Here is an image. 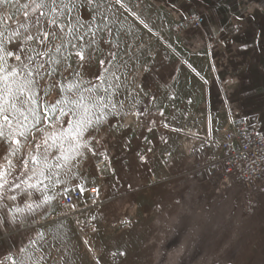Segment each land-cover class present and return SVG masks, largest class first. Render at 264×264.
I'll list each match as a JSON object with an SVG mask.
<instances>
[{
  "label": "rangeland",
  "instance_id": "374dc122",
  "mask_svg": "<svg viewBox=\"0 0 264 264\" xmlns=\"http://www.w3.org/2000/svg\"><path fill=\"white\" fill-rule=\"evenodd\" d=\"M95 2L98 13L79 9L102 28L85 51L91 60L81 75L116 84L115 106L105 110L107 123L99 143L93 141L96 154L87 153L67 177L61 173L60 183L45 180L30 195L9 191L17 196L10 202L47 221L53 234L52 221L64 222L58 264H264V183H226L198 166L202 150L244 113L247 101L235 98L241 85L223 82L215 61L186 58L180 36L187 31L171 33L150 4ZM24 11V0L0 5L9 32L24 21ZM69 63L77 69L75 55ZM49 96L56 99L53 90ZM94 187L100 202L90 206ZM75 189L84 194L77 216L64 213L57 200ZM52 251L49 244V256Z\"/></svg>",
  "mask_w": 264,
  "mask_h": 264
},
{
  "label": "snow or ice",
  "instance_id": "6c2138e0",
  "mask_svg": "<svg viewBox=\"0 0 264 264\" xmlns=\"http://www.w3.org/2000/svg\"><path fill=\"white\" fill-rule=\"evenodd\" d=\"M7 3L11 0H0V5ZM81 7L99 12L95 0H24L25 19L17 21L18 27L9 32L0 18V199L15 201L9 191L30 195L46 187L45 180L60 183L61 173L67 177L87 153L96 154L93 141L99 143L107 123L105 110L115 106L116 84L81 75L91 60L85 51L102 30L91 14L87 19L80 15ZM85 25L87 31H81ZM72 55L79 70L69 63ZM110 74L113 81L120 79ZM25 207L33 211L32 204Z\"/></svg>",
  "mask_w": 264,
  "mask_h": 264
},
{
  "label": "crops",
  "instance_id": "0c3cea01",
  "mask_svg": "<svg viewBox=\"0 0 264 264\" xmlns=\"http://www.w3.org/2000/svg\"><path fill=\"white\" fill-rule=\"evenodd\" d=\"M142 1L170 26L191 13L202 15L201 27L180 36L186 58L215 61L221 75L227 77L223 82L241 85L235 98L247 101L242 115L256 114L264 123V0ZM229 68L231 73H225ZM261 190L264 194V188ZM17 207L21 206L0 199V257L11 256L15 264H58L56 260L63 256H57V241L63 237L64 222L52 221L53 234L47 221L24 210L15 212ZM49 244L54 250L51 256Z\"/></svg>",
  "mask_w": 264,
  "mask_h": 264
},
{
  "label": "built area",
  "instance_id": "2783aa9c",
  "mask_svg": "<svg viewBox=\"0 0 264 264\" xmlns=\"http://www.w3.org/2000/svg\"><path fill=\"white\" fill-rule=\"evenodd\" d=\"M204 17L191 13L171 25V31L180 35L204 24ZM198 166L201 172L213 179L252 187L264 183V123L256 114L235 117L230 128L218 142H211L202 150ZM84 199L82 190L62 192L57 200L59 208L68 215H78L77 207ZM100 202L98 189L91 188L87 204L95 206ZM79 227L84 222L76 219ZM11 256L0 257V264H11ZM15 261V260H14Z\"/></svg>",
  "mask_w": 264,
  "mask_h": 264
}]
</instances>
